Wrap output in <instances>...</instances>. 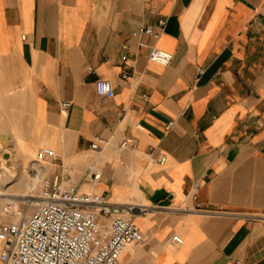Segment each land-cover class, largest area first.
Returning a JSON list of instances; mask_svg holds the SVG:
<instances>
[{"label": "crops", "instance_id": "obj_1", "mask_svg": "<svg viewBox=\"0 0 264 264\" xmlns=\"http://www.w3.org/2000/svg\"><path fill=\"white\" fill-rule=\"evenodd\" d=\"M45 146L48 177L150 206L125 264H264V0H0V165Z\"/></svg>", "mask_w": 264, "mask_h": 264}, {"label": "built area", "instance_id": "obj_2", "mask_svg": "<svg viewBox=\"0 0 264 264\" xmlns=\"http://www.w3.org/2000/svg\"><path fill=\"white\" fill-rule=\"evenodd\" d=\"M166 20L161 19L159 29L148 26L142 31L158 38ZM141 46H149L141 41ZM174 54L159 46H150L149 58L163 65H169ZM93 70L92 66L88 67ZM127 76V74H125ZM96 91L100 96L113 97L114 84L105 78L96 80ZM70 102H63L67 108ZM173 122H169V129ZM103 140L92 143L101 148ZM133 142L128 138L122 143L127 147ZM43 155L53 160L57 152L52 147H43ZM165 156L161 162H164ZM101 172H94L89 178L96 185ZM35 204L36 209L24 215L19 221L0 223L1 259L5 264H125L123 253L131 245H139L143 230L136 220L139 213L149 210V205L132 202H115L106 194L81 190L78 184L67 183L62 178L46 177ZM198 185V184H197ZM33 203L28 201V205ZM7 215L16 212L12 203L4 206ZM181 243L183 237L173 235Z\"/></svg>", "mask_w": 264, "mask_h": 264}, {"label": "bare ground", "instance_id": "obj_3", "mask_svg": "<svg viewBox=\"0 0 264 264\" xmlns=\"http://www.w3.org/2000/svg\"><path fill=\"white\" fill-rule=\"evenodd\" d=\"M48 169H49L48 166H46L44 163H39L37 165L38 172L34 178H31L30 176H26L24 174L19 178H0V200L5 199L7 202L12 203L13 206L15 207L16 212L14 213L15 216L13 221H19L25 215L22 211L18 210V206H19V204L17 203L18 200H23L25 202L28 201L30 202L33 200V198L30 197L33 196L34 194L32 191L37 188V186L40 184L41 181L43 185V182L45 181V179H47L46 177H47ZM8 183H13V184L8 186L7 188L6 185ZM11 189L17 190L18 193L17 192L11 193ZM0 206H1L0 210L2 211L4 216H6L9 219V216L11 215H7L5 213L4 211L5 204L1 205V201H0ZM30 206H33V203H31L29 207ZM27 213L28 212H26V215Z\"/></svg>", "mask_w": 264, "mask_h": 264}, {"label": "rangeland", "instance_id": "obj_4", "mask_svg": "<svg viewBox=\"0 0 264 264\" xmlns=\"http://www.w3.org/2000/svg\"><path fill=\"white\" fill-rule=\"evenodd\" d=\"M25 137V136H24ZM46 147V146H45ZM42 149L43 148H41V153H40V155H39V157H38V159L37 160H35L34 161V163H32L31 164V166H34L35 167V172L32 174V173H30L29 171H30V169H29V167H24V175H26V176H30L31 178H34L36 175H37V165L39 164V163H44L46 166H50V159H48V158H46L44 155H43V153H42ZM1 157V156H0ZM1 163V162H0ZM4 164V163H3ZM1 166L2 165H0V172H1V174H2V177H0V178H10L11 176L12 177H15L16 175H18V176H16L15 178H19V174H17V172H16V168H14V167H5V166H2L3 168H1ZM14 175V176H13ZM21 177V176H20ZM48 177V176H47ZM48 179V178H47ZM50 179H52V178H50ZM65 182H67V183H74V184H78V183H76V182H73V181H70L68 178H62ZM90 182V181H89ZM11 184H13V183H8L6 186H7V188H8V186H10ZM92 184V183H91ZM42 181L40 182V184L37 186V188L36 189H34L32 192L34 193L33 194V196H30V197H32L33 198V200H32V202H33V206H30L29 207V205H28V202H25V201H23V200H18V204H19V206H18V210L19 211H22L25 215H26V212H28L27 214H30L31 212H33L35 209H36V204L34 203L35 201H36V199H38V195H40V193H41V190H42ZM85 191V190H84ZM12 192H17V190H12L11 189V193ZM18 193V192H17ZM20 198H22V197H20ZM1 201V205L2 204H7V201L5 200V199H1L0 200ZM21 201V202H20ZM28 206V207H27ZM14 216H15V214L14 215H11V216H9V219H7L8 221H12V220H14ZM7 218V217H6Z\"/></svg>", "mask_w": 264, "mask_h": 264}]
</instances>
